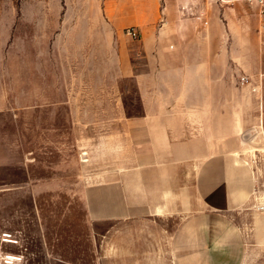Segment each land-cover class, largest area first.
I'll return each instance as SVG.
<instances>
[{"label":"rangeland","instance_id":"374dc122","mask_svg":"<svg viewBox=\"0 0 264 264\" xmlns=\"http://www.w3.org/2000/svg\"><path fill=\"white\" fill-rule=\"evenodd\" d=\"M126 4L137 8L126 13ZM140 6L158 8L156 0H0V264H126V181L139 194L138 180L148 189L156 183L158 164L202 159L192 153L202 149L203 125L172 115L206 119L211 138H230L238 128L232 121L244 114L238 87L246 75L260 85L264 117V60L257 57L264 34L250 33L255 6L225 2L232 20L221 50L211 28L208 43L192 42L188 30L184 47L155 42L157 23L147 32L127 25L138 33L132 38L122 27ZM162 35L177 33L167 27ZM219 51L227 57L224 93L213 58ZM188 53L199 61H186ZM203 54L211 107L141 106L176 97L191 79L177 73L201 66ZM239 56L242 63L233 59ZM223 98L225 106H214ZM95 192L103 202L110 192L125 199L94 214Z\"/></svg>","mask_w":264,"mask_h":264},{"label":"crops","instance_id":"0c3cea01","mask_svg":"<svg viewBox=\"0 0 264 264\" xmlns=\"http://www.w3.org/2000/svg\"><path fill=\"white\" fill-rule=\"evenodd\" d=\"M156 1L157 9L147 11L140 6L136 19L130 20L126 16V26L122 28L140 25L147 32L149 25L157 23L155 42L170 41L182 47L192 40L187 36L188 30L194 32L196 41L192 42L208 43L211 28L220 33V50L224 47L232 20L229 10L232 8L225 6L227 0L219 3H214L215 0ZM134 8L137 7L126 4V13ZM258 17L256 24L250 27L251 36L257 39L264 34V17L259 14ZM167 27H173L177 35L170 39L164 37L162 34ZM144 40L146 45L150 38L146 36ZM262 44V53L255 56L264 60V40ZM223 56L219 51L213 57L218 63L215 74L219 79V93L226 92L227 87L225 79L222 85L220 80L227 75V57ZM184 59L199 61L198 56L195 58L189 53ZM207 59L210 60L203 54L201 66L177 73L191 79H185L176 97L170 101L157 98L154 104L142 101L141 106L144 109L150 105L180 109L211 107L212 90L206 79L210 76ZM233 59L242 63L243 57ZM243 76L245 81L238 91L241 95L239 107L244 114L232 121L238 125L234 135L219 141L218 137L208 135L204 126L206 119L192 118L183 111L181 115H172L184 125H203L202 138L205 141L202 149L192 153L202 159L192 163L183 159L158 164L156 183L148 189L144 180H138L139 194H136L137 185L132 186L126 181V225L130 226L126 231V264H264L263 98L258 99L260 85L246 83L248 78ZM195 77L200 81L198 84H195ZM245 96L251 101L242 98ZM227 103L223 98L214 101V106ZM94 195L98 202L94 214L105 205L116 207L125 199L120 193L110 192L104 203L100 201L101 193L95 192Z\"/></svg>","mask_w":264,"mask_h":264},{"label":"built area","instance_id":"2783aa9c","mask_svg":"<svg viewBox=\"0 0 264 264\" xmlns=\"http://www.w3.org/2000/svg\"><path fill=\"white\" fill-rule=\"evenodd\" d=\"M215 1H226V0H215ZM247 1L257 8V12L261 17H264V0H247ZM126 31L132 38L134 39L137 38L138 33L134 27H127ZM244 78L245 77H242L243 80Z\"/></svg>","mask_w":264,"mask_h":264}]
</instances>
